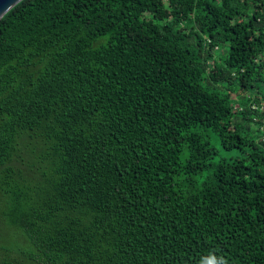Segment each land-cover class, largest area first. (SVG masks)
<instances>
[{
	"label": "trees",
	"instance_id": "1",
	"mask_svg": "<svg viewBox=\"0 0 264 264\" xmlns=\"http://www.w3.org/2000/svg\"><path fill=\"white\" fill-rule=\"evenodd\" d=\"M0 173V264H264V0H21Z\"/></svg>",
	"mask_w": 264,
	"mask_h": 264
},
{
	"label": "rangeland",
	"instance_id": "2",
	"mask_svg": "<svg viewBox=\"0 0 264 264\" xmlns=\"http://www.w3.org/2000/svg\"><path fill=\"white\" fill-rule=\"evenodd\" d=\"M216 49L217 51L222 53L221 48H216ZM233 91L235 92L234 88H233ZM234 96L237 97L238 94L235 92ZM212 140H213L214 145L219 149V154L217 155L216 159L224 158V157L231 158L233 156L238 155L239 153H243L241 149L227 150V149L222 148L218 137H213ZM12 164L18 169H25L26 167L21 161H15ZM7 179L8 178L5 173H0V182L6 181ZM9 206H10L9 199L6 198V196L0 191V255L2 257L6 256L7 254V251H5L2 247L4 246V244L8 246L11 243L12 245H14V247H16L17 246L16 239L21 240L23 238L21 231L16 229L15 227H11L7 225L6 219H4L5 217H4L3 211L5 209L7 211ZM10 255L12 257H17L19 259H22V256L16 251H12Z\"/></svg>",
	"mask_w": 264,
	"mask_h": 264
},
{
	"label": "water",
	"instance_id": "3",
	"mask_svg": "<svg viewBox=\"0 0 264 264\" xmlns=\"http://www.w3.org/2000/svg\"><path fill=\"white\" fill-rule=\"evenodd\" d=\"M21 0H0V19Z\"/></svg>",
	"mask_w": 264,
	"mask_h": 264
},
{
	"label": "clouds",
	"instance_id": "4",
	"mask_svg": "<svg viewBox=\"0 0 264 264\" xmlns=\"http://www.w3.org/2000/svg\"><path fill=\"white\" fill-rule=\"evenodd\" d=\"M222 259V258H221Z\"/></svg>",
	"mask_w": 264,
	"mask_h": 264
}]
</instances>
